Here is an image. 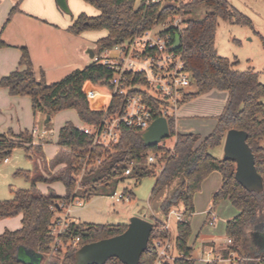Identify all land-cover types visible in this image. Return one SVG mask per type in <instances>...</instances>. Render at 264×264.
<instances>
[{
	"label": "trees",
	"instance_id": "16d2710c",
	"mask_svg": "<svg viewBox=\"0 0 264 264\" xmlns=\"http://www.w3.org/2000/svg\"><path fill=\"white\" fill-rule=\"evenodd\" d=\"M82 1L98 10L99 15H79L68 31L74 35L106 31L107 35L95 43L94 54L97 57L149 29L154 21L162 19V16L156 14V8L146 12L143 9L134 10V0ZM200 6L209 8L210 12L201 19L191 17ZM185 8L189 10V17L185 20L182 32L177 34L180 38L177 53L191 75L189 89L192 92L183 96L178 108L195 97L212 91L226 93V102L211 133L203 139L196 134L178 133L175 115H171L166 117V121L169 128L168 139L174 140L172 147L166 148L161 143L146 147L141 139L143 132L123 127L118 144L112 149H105L92 148L91 137L72 123L66 122L58 132L56 146L69 151L65 155L67 175L52 178V181L64 183L66 194L58 197L51 190L44 195L34 188L18 189L13 191L11 200L0 201V221L21 217V227L18 230L5 231L0 235V264H26L21 256L23 249L41 254L43 260L40 264H73L74 254L80 247L122 234L126 230V224L71 223L62 238V248L55 256L49 257L52 244L50 228L57 214L64 213V210L58 208V204H69L75 199L87 201L98 195L110 196L116 191H107L106 188L124 177L137 181L153 177L155 183L152 197L164 193L178 179L175 189L160 199L159 211L163 220H155L148 247L139 264H155L158 256L155 242L169 236L164 230L165 222L171 211H179L180 208L183 220L176 222V237L172 247L178 256L165 259L162 264H192L193 249L187 243L192 234L190 218L194 214L193 197L200 191L201 183L214 171L220 173L222 184L212 196L211 208L214 210L221 201L227 200L237 211V215L225 226L226 237L232 243L222 251V259H230V264H264V85L259 82L257 73L252 70H236L237 61L218 56L215 49L218 19L243 26H250L251 22L226 0H193ZM16 10L17 7L12 9L7 21ZM2 45L0 41V46ZM19 66L22 69L0 79V88L7 89L12 97H29L34 116L41 114L42 117L47 115L52 118L62 111L74 110L85 127L99 125L105 103L101 102L98 110L93 109L87 98L86 87L111 93L110 80L113 73L106 66L91 63L51 84L44 81L42 73L37 78L25 48L21 49ZM147 101L154 102L156 109L161 104L150 99ZM123 102V97L115 96L109 108L110 115L121 111ZM159 117L160 114L157 113L154 118L156 120ZM49 122L45 125L46 128ZM230 130L247 133L246 143L254 156L255 168L263 179V191L260 193L248 192L240 186L235 180L233 161L214 157L210 152L222 147L226 133ZM33 143V136L27 131L17 135L9 131L7 136L0 135V160L7 159L16 148L22 149L27 159L34 158V155L41 153V144L34 146ZM45 143L49 142L43 144ZM149 154L157 155V163L160 164L157 172L155 164L143 163L147 162ZM55 160L60 161L61 157L58 156ZM97 160L101 161L99 165H96ZM132 164L130 175L125 176V171ZM84 165L88 166V171L80 182L81 190L74 193L75 181L69 175L79 174ZM16 174L31 180L30 172ZM76 238L79 242L74 248L70 240ZM231 254L234 255L233 258ZM106 264L122 263L117 259H110Z\"/></svg>",
	"mask_w": 264,
	"mask_h": 264
},
{
	"label": "crops",
	"instance_id": "0c3cea01",
	"mask_svg": "<svg viewBox=\"0 0 264 264\" xmlns=\"http://www.w3.org/2000/svg\"><path fill=\"white\" fill-rule=\"evenodd\" d=\"M66 4L68 13L58 7L56 0H0V41L3 44L0 46V79L17 69H22L19 66L22 48L28 51L37 78L42 73L47 84L56 83L74 70H82L92 63L88 51L91 50L94 53L95 43L104 38L107 32L103 30L74 35L68 29L79 15L86 14L88 17H96L99 12L82 0H66ZM14 7H17V10L7 21ZM109 54V52H105L100 57L109 56ZM216 92L212 91L206 96L209 97ZM220 93L223 95L219 94L218 97L222 96L223 102H226V93ZM190 102L182 105L175 112L176 131L178 130V133L196 134L203 139L211 133L215 124L211 126V131H206L202 126L197 128L198 132H192V129L187 131L186 129L183 131L178 129L176 117L180 109H183ZM46 116H43L44 123ZM32 118L29 97H12L8 94L7 89L0 88V135H6L9 131L15 135L24 131L30 133L34 128L44 131V129H39L36 126ZM50 119L52 118L50 117ZM81 126H83L82 123ZM81 126L76 127L80 128ZM59 130L56 133V139L51 141L50 138L49 143L41 144V153L34 155L36 167L30 178L34 189H39L38 192L41 194L46 195V191L53 190L56 196L62 197L63 194L55 193V190H59L58 186L61 184L59 181H52V178H54L52 177V169L62 165L63 161V159L60 161L55 160L62 153L56 145L52 154V142L56 144ZM53 132V130H49L47 135L51 137L54 134ZM34 137L38 138L39 136ZM33 145L36 146L35 143ZM221 184L222 177L220 173L214 171L201 183L200 191L193 197L194 214L192 216L201 217L200 221L203 226L206 221V213L211 206L212 196L221 187ZM62 187L65 190L64 186ZM118 204L120 203L113 202L106 195L93 196L87 201L85 200L84 205L81 207L72 206L67 215L78 224L115 225L111 222L113 217L117 215L115 207ZM57 215L60 216L61 214ZM20 227V216L1 220L0 235L5 231H16ZM191 232V237L187 243L190 248L199 236L198 232L194 233L192 230ZM227 239L225 237L221 245L214 241H207L203 243V247L207 243L210 244L212 250L208 254H212L214 257L220 255L223 250L229 247ZM21 256L25 261H28L23 251ZM200 256L199 258L193 257L192 264H196V260L199 263L201 262L200 264H206L203 256Z\"/></svg>",
	"mask_w": 264,
	"mask_h": 264
},
{
	"label": "built area",
	"instance_id": "2783aa9c",
	"mask_svg": "<svg viewBox=\"0 0 264 264\" xmlns=\"http://www.w3.org/2000/svg\"><path fill=\"white\" fill-rule=\"evenodd\" d=\"M193 0H140L134 10L156 8V14L162 16L160 21H154L149 29H146L121 45H117L108 51L109 56H94L92 63L102 64L112 71L110 80L111 93H105L102 90L86 87L87 98L91 107L98 110L101 102H104L103 115L101 121L96 127L81 126L80 129L84 134L92 139V148L102 147L112 149L120 139L121 129L128 128L134 131L144 132L155 120V114L159 113L160 117L166 119L169 115H175L179 102L183 96L188 93L191 85V75L186 71L184 62L177 50H172L175 41V35H179L185 27V20L189 17L185 7ZM174 34V35H172ZM115 96L123 97L122 110L114 115H110L109 108ZM161 103L155 108L154 102ZM159 117V118H160ZM31 135L45 137L47 131H39L34 128ZM7 162V159L4 160ZM97 160L96 165L100 164ZM157 155L149 154L147 164H156ZM128 168L124 175L131 173ZM88 171V166L84 165L81 172L75 176L77 188L74 193L81 190L80 182L83 175ZM109 198L115 203L129 201L131 196L127 191L114 192ZM83 199H75L69 204L59 203L58 208L64 210V213L56 217L50 235L52 244L50 246L49 257L55 256L62 248V238L68 232L71 223H76L67 215L72 206H83ZM54 210L53 207H51ZM173 216L177 222L183 220L182 214L171 211L169 218ZM207 224L214 226L216 216L211 206L206 213ZM168 226L165 227L167 230ZM79 239L70 240L72 247L76 248ZM231 239H227V244L231 245ZM157 260L155 264H162L165 259H174L168 255L172 249L169 239L165 241H156ZM234 255L231 254V258ZM205 263H227L230 259L223 260L221 255L212 256L207 254Z\"/></svg>",
	"mask_w": 264,
	"mask_h": 264
},
{
	"label": "rangeland",
	"instance_id": "374dc122",
	"mask_svg": "<svg viewBox=\"0 0 264 264\" xmlns=\"http://www.w3.org/2000/svg\"><path fill=\"white\" fill-rule=\"evenodd\" d=\"M226 1L233 9L246 16L250 20L251 25H233L223 21L222 19H218L215 32L216 52L220 57L229 59L231 61L236 60V70H252L257 73L259 76V82L264 85V0ZM139 3L140 0H134V7H137ZM209 12V8L200 6L193 12L191 17L195 19H201L206 13ZM84 15L87 16L86 14ZM188 92H192V89H189ZM219 94L222 93L216 92L209 97L206 95L195 97L183 109L181 108L176 117L178 129L180 131H183L184 129H186V131L188 129H192V132H198L199 130H197V128L202 126L206 131H211V126L213 124L216 125V118L221 113L225 103L223 102L224 100H222V96H220V98L218 97ZM32 119L39 129H44L45 131H54V134L51 137L49 135H46L44 138L42 137L40 139L39 137H33L34 143L36 145L43 144L44 142H50V138L51 141H54L56 139L57 131L66 122H70L77 127L81 126L80 120L72 110H65L54 115L52 119H50L47 128L45 127L46 124L44 123V118L41 114H37L36 116L33 115ZM173 142V138H167L165 141L163 140L161 144L166 148H170L172 147ZM55 145V142H52V154L56 148ZM60 152H62L60 154L61 159H63L62 165H58L52 169V177H66L67 175L65 155L69 151L60 149ZM210 152L214 157L221 158L223 156V145L222 147L215 148ZM143 163L148 165L146 161ZM155 166L157 172L160 164L156 163ZM35 167V158L27 159L24 151L19 148L11 151L7 158V162L0 160V201L11 200L13 198L14 190H31L34 188L30 179L28 180L23 175H18L16 173L30 172L32 174ZM75 176L76 175L72 173L69 175V177L75 181L74 191L77 188ZM177 182L178 179L166 189L164 194H159L156 197L151 196V192L155 183V179L153 177H144L138 181L133 178L124 177L117 183H111L110 186L106 188L107 191H127V193L131 196L129 201H122L120 204L116 205L115 208L117 215L113 217L111 223L115 225L125 223L127 225L129 220L133 217L142 218L145 221L150 222L152 225H154L155 220H163V217L159 211L160 199L170 194L175 189ZM59 183L61 185L58 186L59 190H55V193L59 195L63 194L64 196L66 194L65 185L63 182L59 181ZM62 186H64L65 190ZM48 192L46 191V193ZM52 192L54 193L53 190ZM176 212L181 214V208ZM213 213L216 216V223L214 226H209L207 224V217L204 226L200 221L201 217L192 216L190 218L191 230L194 233H199L198 239L196 238L197 240H195L194 238L195 241L192 246V258H199L201 254L204 259H207L208 252L212 250L210 244L208 243L203 247V243L207 241H214L220 245L223 244V240L226 237V223L236 215L237 211L229 201L224 200L217 205V207L213 210ZM169 219L168 225L165 222V227L168 226V228L166 230L164 227V230L169 234L166 239H169L170 245L173 247V241L176 237L177 221L173 216H171ZM166 239L160 241H165ZM227 245L230 246V244ZM168 255L171 258H176V256H178L177 252L172 249L168 251ZM197 261L198 260H196V264L201 263Z\"/></svg>",
	"mask_w": 264,
	"mask_h": 264
},
{
	"label": "water",
	"instance_id": "95a60500",
	"mask_svg": "<svg viewBox=\"0 0 264 264\" xmlns=\"http://www.w3.org/2000/svg\"><path fill=\"white\" fill-rule=\"evenodd\" d=\"M58 7L68 13L66 0H56ZM180 47V38L175 36L172 50ZM90 59L94 53L89 50ZM50 116H46L45 124ZM169 137V128L165 118L154 120L142 133L141 139L146 147L160 144ZM247 133L230 130L226 133L223 143V156L225 161L235 163V180L248 192L260 193L263 191V179L255 168L254 156L246 143ZM153 231V225L142 218L133 217L129 220L126 230L115 237L100 240L80 247L74 254L73 264H106L110 259H117L122 264H139L141 256L148 247ZM28 259L26 264H40L43 256L39 253L23 249Z\"/></svg>",
	"mask_w": 264,
	"mask_h": 264
}]
</instances>
